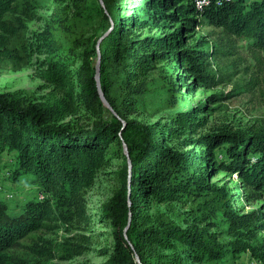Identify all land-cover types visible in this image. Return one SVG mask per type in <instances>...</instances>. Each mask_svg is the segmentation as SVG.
<instances>
[{"label":"trees","instance_id":"trees-1","mask_svg":"<svg viewBox=\"0 0 264 264\" xmlns=\"http://www.w3.org/2000/svg\"><path fill=\"white\" fill-rule=\"evenodd\" d=\"M12 1L0 0V17L10 10ZM157 1L103 0L102 4L100 0H72L81 19L98 17L111 30L102 36L99 47L101 35L87 44L61 104H23L0 94V152H14L15 163L9 164L8 172L14 183L35 184L45 193L51 192L55 203L71 206L94 186L113 160L121 161L120 186L100 205V218L109 228L112 243L100 251L107 256L105 261L89 264H139L136 255L142 264L233 263L241 249L232 242L221 243L189 209L195 202L211 207L218 198L207 200L202 188L207 177L195 167L194 154L168 145V140L178 137L177 128L169 126L164 131L158 123L128 118L146 92L149 55L140 53L141 39L127 36L124 23L141 27L147 18L128 14L124 18L122 9L138 4L139 12L151 15L147 6ZM190 1L186 8L192 13L210 8L216 21L249 32L264 44V0H208L201 8L196 0ZM99 51L100 86L111 108L104 104L95 78ZM185 53L189 71L199 75L201 51ZM79 111L89 115L78 114L89 122H65L69 113ZM208 137L212 142L219 135ZM217 143L224 144L229 157L222 168L238 173L246 184L264 187V129L254 135L226 133ZM213 208L216 215L226 216L231 230H237L240 223L229 201L217 202ZM13 209L0 198L2 264H14L8 251L42 224L43 208L37 201L22 203L20 211ZM62 246L61 258H74L77 245L66 240ZM253 254L264 260L263 254Z\"/></svg>","mask_w":264,"mask_h":264},{"label":"rangeland","instance_id":"rangeland-1","mask_svg":"<svg viewBox=\"0 0 264 264\" xmlns=\"http://www.w3.org/2000/svg\"><path fill=\"white\" fill-rule=\"evenodd\" d=\"M189 4L190 0H158L147 6L151 15L139 12L138 4L123 6L124 18L127 14L147 18L141 27L125 21L124 29L127 36L141 39L140 53L149 55L146 92L128 118L158 123L164 131L169 126L177 128L178 137L168 140V145L194 154L195 167L207 177L202 187L207 200L215 196L218 203L229 201L240 224L231 230L226 216L215 214L217 202L211 207L195 202L189 209L221 243L232 242L241 249L228 264H264L253 254L264 255V187L246 184L238 173L222 168L229 157L224 144L217 143L226 133L254 135L264 129V44L249 32L216 21L210 8L192 13L186 8ZM110 30L98 17L81 19L72 0H13L0 17V94L23 104H61L85 47L101 35L100 45ZM187 50L202 53L203 66L197 76L189 71L184 58ZM72 113L65 122H89L88 117L78 116L87 115L84 111ZM214 134L219 135L217 140L208 142ZM184 139L188 141L178 144ZM11 163H15L14 152H0V198L14 211L31 200L43 208L41 226L8 251L14 264L105 261L107 256L100 251L112 239L100 218V205L120 186L121 161L113 160L72 206L55 203L51 192L35 184L14 183L8 177ZM66 240L77 245L72 259L61 258Z\"/></svg>","mask_w":264,"mask_h":264},{"label":"water","instance_id":"water-1","mask_svg":"<svg viewBox=\"0 0 264 264\" xmlns=\"http://www.w3.org/2000/svg\"><path fill=\"white\" fill-rule=\"evenodd\" d=\"M100 2L103 4V0H100ZM98 47H99V43H98ZM100 64H101V53L100 51L98 52V59H97V63H96V74H95V78H96V82H97V86H98V90H99V93H100V96L104 102V104L111 108L109 102L107 101L105 95H104V92L103 90L101 89V86H100V78H101V73H100ZM123 147H124V151L127 155V158H128V165H129V168L131 169V159H130V155H129V150H128V146L126 143L123 144ZM127 230V228L125 229ZM136 260L139 262V264H142L141 263V260L139 258L138 255H136Z\"/></svg>","mask_w":264,"mask_h":264},{"label":"built area","instance_id":"built-area-1","mask_svg":"<svg viewBox=\"0 0 264 264\" xmlns=\"http://www.w3.org/2000/svg\"><path fill=\"white\" fill-rule=\"evenodd\" d=\"M206 3H208V0H196V6L199 8H201Z\"/></svg>","mask_w":264,"mask_h":264}]
</instances>
